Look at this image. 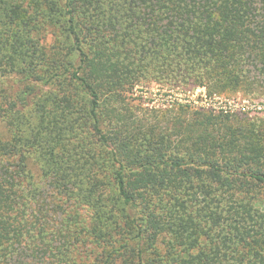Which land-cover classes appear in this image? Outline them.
<instances>
[{"label":"trees","instance_id":"16d2710c","mask_svg":"<svg viewBox=\"0 0 264 264\" xmlns=\"http://www.w3.org/2000/svg\"><path fill=\"white\" fill-rule=\"evenodd\" d=\"M261 78L264 0H0V264H264V115L134 96Z\"/></svg>","mask_w":264,"mask_h":264},{"label":"rangeland","instance_id":"374dc122","mask_svg":"<svg viewBox=\"0 0 264 264\" xmlns=\"http://www.w3.org/2000/svg\"><path fill=\"white\" fill-rule=\"evenodd\" d=\"M1 79L0 81H3ZM4 87L10 85V81L4 80L1 84ZM46 89V88H44ZM135 97L140 98L145 106L171 105L174 102L187 103L193 107H203L215 111L223 110L224 112L235 113L239 116H263L264 115V97L261 93L257 97L243 96L241 93L222 96L207 97L205 89L192 85H172L164 83H142L137 85ZM255 89H264V80L260 79ZM264 93V92H263ZM166 107V106H164Z\"/></svg>","mask_w":264,"mask_h":264}]
</instances>
